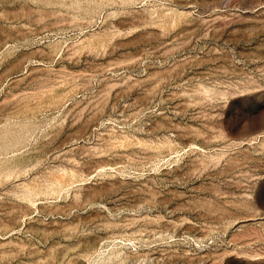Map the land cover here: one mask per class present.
I'll use <instances>...</instances> for the list:
<instances>
[{
  "label": "rangeland",
  "instance_id": "obj_1",
  "mask_svg": "<svg viewBox=\"0 0 264 264\" xmlns=\"http://www.w3.org/2000/svg\"><path fill=\"white\" fill-rule=\"evenodd\" d=\"M0 264H264V0H0Z\"/></svg>",
  "mask_w": 264,
  "mask_h": 264
}]
</instances>
